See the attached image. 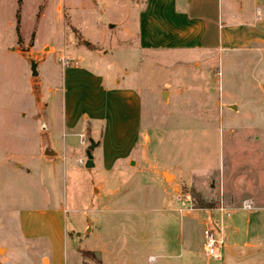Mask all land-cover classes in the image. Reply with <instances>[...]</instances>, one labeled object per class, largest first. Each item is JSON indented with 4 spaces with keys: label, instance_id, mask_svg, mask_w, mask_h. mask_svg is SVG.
I'll return each mask as SVG.
<instances>
[{
    "label": "rangeland",
    "instance_id": "obj_1",
    "mask_svg": "<svg viewBox=\"0 0 264 264\" xmlns=\"http://www.w3.org/2000/svg\"><path fill=\"white\" fill-rule=\"evenodd\" d=\"M136 2L0 0L6 264H30L17 215L44 207L66 210V264H223L221 252L205 256V228L221 230L224 246L234 236L240 248H264V112H254L264 108V61L227 67L204 54L141 52L126 34ZM26 56L38 62L36 78ZM73 61L141 98L139 142L121 169H85L87 137L62 153V68ZM191 192L215 209L194 210ZM244 202L253 209H241Z\"/></svg>",
    "mask_w": 264,
    "mask_h": 264
},
{
    "label": "crops",
    "instance_id": "obj_2",
    "mask_svg": "<svg viewBox=\"0 0 264 264\" xmlns=\"http://www.w3.org/2000/svg\"><path fill=\"white\" fill-rule=\"evenodd\" d=\"M136 7L126 34L141 52L204 54L227 67L240 60L264 61V0H137ZM76 63L62 68V153L73 154L75 137L91 138L99 143L92 152L93 168L121 169L139 142L141 98L119 82L107 86ZM225 109L239 110L231 104ZM262 110L255 109L256 116L262 117ZM253 116L248 115L250 121ZM17 219L22 252L34 255L30 264H66L65 208L25 210ZM236 238L223 247V264H264V248L248 243L240 248ZM0 248V264H6L10 249Z\"/></svg>",
    "mask_w": 264,
    "mask_h": 264
},
{
    "label": "built area",
    "instance_id": "obj_3",
    "mask_svg": "<svg viewBox=\"0 0 264 264\" xmlns=\"http://www.w3.org/2000/svg\"><path fill=\"white\" fill-rule=\"evenodd\" d=\"M241 1V0H236ZM70 65L69 62L65 63V67H68ZM80 164H83L82 162ZM188 199L189 198H185ZM190 201V200H189ZM243 210H252L253 204L251 202H244L242 203V206L240 207ZM221 211L225 214L227 218L230 217V210H226L224 208H220ZM217 232L213 231L212 229L205 228L202 231V249L206 257L212 258L215 260L220 259V252H222V249L224 247V241L222 239H219L217 237V234H220V230H216ZM217 233V234H216ZM152 258H148V261H152Z\"/></svg>",
    "mask_w": 264,
    "mask_h": 264
},
{
    "label": "water",
    "instance_id": "obj_4",
    "mask_svg": "<svg viewBox=\"0 0 264 264\" xmlns=\"http://www.w3.org/2000/svg\"><path fill=\"white\" fill-rule=\"evenodd\" d=\"M84 45L87 46L88 43L84 42ZM26 59H27V62L29 63V71H30L31 77L36 78L38 76V73H37L38 62L34 61L32 58H30L28 56H26ZM88 143H89V146H88L87 151H86V162L84 164L85 169L93 168L94 164H93L92 152L95 150V148L99 144L98 142H95L91 138L88 139ZM44 155L45 156H54V152L50 151L48 149H45Z\"/></svg>",
    "mask_w": 264,
    "mask_h": 264
},
{
    "label": "trees",
    "instance_id": "obj_5",
    "mask_svg": "<svg viewBox=\"0 0 264 264\" xmlns=\"http://www.w3.org/2000/svg\"><path fill=\"white\" fill-rule=\"evenodd\" d=\"M89 135V133H88ZM191 204L194 210H214L215 206L211 203L205 202L201 197L195 192H191Z\"/></svg>",
    "mask_w": 264,
    "mask_h": 264
},
{
    "label": "bare ground",
    "instance_id": "obj_6",
    "mask_svg": "<svg viewBox=\"0 0 264 264\" xmlns=\"http://www.w3.org/2000/svg\"><path fill=\"white\" fill-rule=\"evenodd\" d=\"M165 176H166L167 178H170V176H169V175H166V174H165ZM175 191H176V189H175Z\"/></svg>",
    "mask_w": 264,
    "mask_h": 264
}]
</instances>
